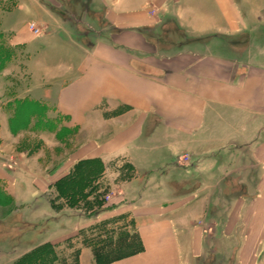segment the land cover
Here are the masks:
<instances>
[{
    "label": "crops",
    "instance_id": "crops-1",
    "mask_svg": "<svg viewBox=\"0 0 264 264\" xmlns=\"http://www.w3.org/2000/svg\"><path fill=\"white\" fill-rule=\"evenodd\" d=\"M8 1L42 30L29 94L52 91L37 99L86 138L77 157L99 165L93 185L117 196L95 216L125 211L116 222L139 242L107 264H197L230 250L233 264H264V45L241 59L210 51L215 33H235L233 0ZM57 7L78 9L74 25L90 34L66 30ZM88 8L94 22L82 21ZM23 169L0 154L6 185L21 187ZM49 191L31 185L12 197L31 205L26 196L43 194L49 206ZM78 264H95L90 247Z\"/></svg>",
    "mask_w": 264,
    "mask_h": 264
},
{
    "label": "rangeland",
    "instance_id": "rangeland-1",
    "mask_svg": "<svg viewBox=\"0 0 264 264\" xmlns=\"http://www.w3.org/2000/svg\"><path fill=\"white\" fill-rule=\"evenodd\" d=\"M11 4L8 0H0L2 43L13 53L0 69V154L8 157L10 168L16 161L24 169L23 176L18 179L21 187L16 184L14 188L13 185L8 186L0 181V264H12L46 243L54 245L58 264H74L81 247H103L106 251H113L115 248L116 253H121L118 248L123 245V240H133L134 237L125 236L129 227L125 221L119 224L116 222L122 218L125 211H121L122 214L95 216L102 208L111 210L117 196L112 189L105 187L104 182L101 185H93L94 177L101 171L99 165L94 167L92 159L77 157L79 147L86 138L78 135L77 128L67 127L53 105L39 104L43 106H39L41 120L39 117L35 119L28 116L25 126L17 124L13 112L17 101L27 99L42 103L43 101L38 99L47 94L52 97V91L44 89L41 93L39 91L29 94L31 84H34L30 79L29 69L38 58V54L35 56L39 47L36 40L42 30L35 24L39 32L31 33L28 30V24L32 23L29 14L13 13ZM230 6L233 15H237V23L231 24L235 27V33H215L209 50L215 55L232 59L259 55L256 45H264V0H241V3L239 0H233ZM56 9L61 11L60 17H63L66 30L75 33L77 37H81L84 32L85 35L90 34L85 28L80 29L78 25H74L75 21L80 19L78 9L68 10V13L61 8ZM94 11L95 9L88 8L82 21L94 22ZM212 13L215 18H219L220 10L213 8ZM171 27L173 31H180L177 26ZM16 35H19L18 40L14 38ZM90 38L86 37L87 46L93 43ZM82 40L84 42L85 39ZM27 104L28 108L30 104L34 108L35 103ZM178 161L185 164L188 155L183 154ZM171 172L169 169L168 176L161 179L167 187L170 183L166 182L167 179L174 175ZM31 185H35L39 191L51 190L48 192L51 196L49 206H46L47 200L43 194H39L35 199L30 195L26 196L27 203L30 202L31 205L23 204L21 199L14 200L12 195L18 197L21 193H27V188L30 190ZM242 189V185L241 189L238 186L233 187L231 192L228 190L221 198L225 195L234 196ZM20 204L22 207L19 209ZM214 206L210 209L211 213ZM217 206L222 207L221 204ZM95 208L98 209L94 211ZM82 221L84 223L81 224ZM232 252L233 250H230L226 255L221 253L220 257L216 256L214 260L205 258L197 264H233ZM263 253L264 249H261L260 254ZM228 256L230 257L223 262L221 258ZM90 257L89 251L82 256L84 262Z\"/></svg>",
    "mask_w": 264,
    "mask_h": 264
},
{
    "label": "trees",
    "instance_id": "trees-1",
    "mask_svg": "<svg viewBox=\"0 0 264 264\" xmlns=\"http://www.w3.org/2000/svg\"><path fill=\"white\" fill-rule=\"evenodd\" d=\"M3 35L0 33V69L2 66L11 58L13 55L12 50L8 47H6L2 43ZM28 101V102H27ZM27 103H35L33 104L34 108L32 107V104H30L29 108L27 107ZM39 102L32 101V100H21L17 101L15 105V109L13 110L15 118H17L18 125H26V121H28V116L30 118L34 117L35 119L39 120L42 119L41 108L43 106H40ZM43 105V104H41ZM41 108H40V107ZM30 109V110H29ZM35 111L33 112V110ZM37 120V121H39ZM15 132V131H14ZM125 236L128 237H134L132 245H127V248H118V251H122L121 253H116L115 248L112 250L106 251L103 247V250L99 249V247H91V250L94 255V262L95 264H107L111 262L114 259H118L122 257V255H133L141 250L139 246V242L137 240V237L133 234H127L125 233ZM12 264H58L57 262V256L55 253V247L53 244H44L33 251L29 252L28 254L24 255L23 257L15 260ZM74 264H78V254H77V260L74 262Z\"/></svg>",
    "mask_w": 264,
    "mask_h": 264
},
{
    "label": "built area",
    "instance_id": "built-area-1",
    "mask_svg": "<svg viewBox=\"0 0 264 264\" xmlns=\"http://www.w3.org/2000/svg\"><path fill=\"white\" fill-rule=\"evenodd\" d=\"M28 30L31 32V33H33V34H38V32H39V29L36 27V25L35 24H33V23H30V24H28ZM109 198L107 197V200H108Z\"/></svg>",
    "mask_w": 264,
    "mask_h": 264
}]
</instances>
